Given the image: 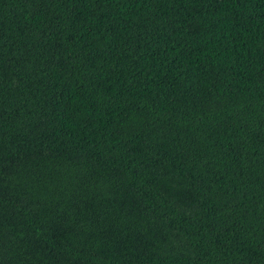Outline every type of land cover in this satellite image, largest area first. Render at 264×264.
Instances as JSON below:
<instances>
[{
    "label": "trees",
    "instance_id": "obj_1",
    "mask_svg": "<svg viewBox=\"0 0 264 264\" xmlns=\"http://www.w3.org/2000/svg\"><path fill=\"white\" fill-rule=\"evenodd\" d=\"M0 264H264V0H0Z\"/></svg>",
    "mask_w": 264,
    "mask_h": 264
}]
</instances>
